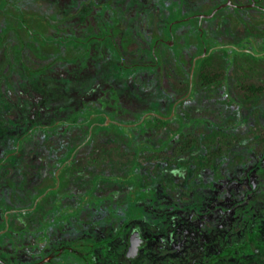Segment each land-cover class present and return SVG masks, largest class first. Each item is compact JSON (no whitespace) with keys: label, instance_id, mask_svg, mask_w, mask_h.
I'll return each mask as SVG.
<instances>
[{"label":"rangeland","instance_id":"obj_1","mask_svg":"<svg viewBox=\"0 0 264 264\" xmlns=\"http://www.w3.org/2000/svg\"><path fill=\"white\" fill-rule=\"evenodd\" d=\"M93 1L97 7L102 5L109 24H96L89 31L73 27L71 31L77 35L84 30L86 34L107 35L109 30L115 36L117 50L115 45L110 46L113 41H105L97 33L83 42L72 33L52 30L51 24H57L59 30L67 26L62 21L65 8L81 3L79 0H0V193L12 194L21 203L28 199L24 193L28 188L57 173L65 185L75 187L77 194L81 184L100 174L93 179V185L98 186L95 194L101 198L102 192L113 199L111 213L125 215L127 197L134 207L127 222L116 223L111 238L95 241L88 231L84 232L69 244L76 256L53 262L68 247L64 244L41 264H112L114 260L108 255L120 250L124 254L118 264H264V149H258L264 132V91L255 99H242L235 93L238 78L244 74L250 73L264 83V41L253 33L263 29L264 21L226 6L201 23L195 19L177 22L191 14H208L223 0ZM176 5L181 7L177 6L174 13ZM81 10L77 16L84 15ZM96 16L103 19L101 13ZM169 20L173 24L171 32L178 36L177 49L162 46L156 50L160 58L156 68H125L123 65L133 62H153L149 47L163 34L165 27L161 25L166 26ZM184 29L194 35L190 37L194 46L190 54L181 51L185 39L179 34ZM200 29L209 55L226 68L225 80L218 86L193 85L170 115L176 100L186 95L180 84L189 81L195 53L202 49L197 36ZM55 34L65 42H61L63 45H82L84 51L34 46L37 43L33 38L43 45ZM16 35L25 41L20 50ZM96 43L92 54L99 45L101 53L81 69L84 59L90 57V46ZM79 54L73 59L76 65L68 68L61 64ZM118 55L123 57V64ZM17 57L32 72L39 65L44 68L36 76L25 78ZM119 61L124 69L119 68ZM103 108L109 110L108 119L118 124L107 121L97 136L92 132L87 135L90 119L86 113ZM153 113L165 116L159 118L167 122L162 123ZM54 121V129L47 130ZM25 133L28 136L24 137ZM177 134H191L199 145L173 155ZM96 139L106 147L100 162L94 164L91 157ZM81 142L85 146L78 148L79 158L86 163H77L79 168L72 166L61 177L51 161L55 150L60 147L63 151L71 143ZM16 147L18 151L3 160ZM159 151L166 155L159 157ZM211 152L216 153L209 161ZM132 170L135 177L129 178ZM76 177L79 180L74 182ZM24 179L33 185L22 186ZM75 196L62 202L61 213L74 209L78 202ZM238 221L244 224L240 235L228 238L219 252H209L207 243L197 244V240L211 239L214 232L229 233L231 224ZM19 222L24 223L25 218L20 217ZM82 222L94 227L97 217L85 208L74 224ZM67 227L65 221L61 228L53 227L56 237L65 235ZM95 230L96 226L90 231ZM133 230L139 231L144 244L134 257H127ZM43 237L40 233L36 240L47 248L51 242H44ZM36 240L23 237L12 249L0 246V258L7 264H23L26 255L37 258Z\"/></svg>","mask_w":264,"mask_h":264},{"label":"trees","instance_id":"obj_2","mask_svg":"<svg viewBox=\"0 0 264 264\" xmlns=\"http://www.w3.org/2000/svg\"><path fill=\"white\" fill-rule=\"evenodd\" d=\"M253 32L257 35L264 37V29L254 30ZM152 46L153 44H151V46L149 47V52L151 57L153 58V55L151 53ZM162 46H165V44L159 43L157 45L156 50H158ZM170 49L174 50L176 49V47ZM201 53L202 49L198 51L196 55ZM17 61L19 64L22 63L19 57H17ZM119 68H122L120 61ZM148 68L153 69L152 67L138 66L133 67L131 71ZM226 73L227 72L225 66L208 54L205 57L197 60V64L194 71V86L197 85L199 87H208L210 85H221L225 80ZM36 75L37 73H33L28 69H26L23 73V77L25 78H31ZM172 80L176 81L175 79ZM180 86L183 93L186 94L189 88V81L181 83ZM263 91L264 83L258 80L250 73L239 76L238 82L235 86L236 95H238L242 99H255L260 96ZM107 113L109 114V111H106V114H101L99 116L94 117H92L94 112L88 111L86 113V118L90 119L86 127L87 135L92 132L94 136H97V134H99L98 130L104 129L103 124L107 122V116H109ZM170 113L171 111L169 112V114ZM156 117L162 123L167 122L165 120H161L158 116ZM123 128L128 129L125 127ZM88 141H90V139L87 140V142ZM259 142L260 143L258 144V149L260 152H262L264 149V132H262L261 139ZM195 144L199 145V141L193 135L188 134L187 136H184L183 134H179L176 137V142L173 147V155L184 154L192 145ZM77 145L78 144L76 143H71L65 150L63 149V151L60 147L55 150V156H53L51 161L57 169L61 168V177L63 173H65L67 170H70L72 166L75 167L77 163H79V166L84 165L86 163L84 162V159L79 158L80 153L78 150L75 149ZM93 146V151L95 152V154H93L91 158L93 160V163L97 164L98 162H100V155L105 151L104 149L106 146H104V144L100 142L99 139H96L94 141ZM214 153L216 152L210 153L208 157L209 161L212 159ZM133 154H135V152H133ZM158 155L159 157H163L166 155V153L164 151H159ZM98 175L100 174L93 175V178L89 180L90 182L86 183L85 185L81 184L83 186L79 188L80 193L78 192L77 194L75 191V187H73V185H65L64 180L62 178L61 182L58 184L56 174L50 176L49 179L46 178L44 180L45 183H40L35 188H28V190L24 192L28 196V199L22 201L21 203L19 202L20 200H17L14 195L7 193L6 196H3L1 194L3 192L1 191L0 194L2 196L0 195V246L5 247V250H7L9 247L10 249H12V247H15V243L17 241L22 240L23 237H26L27 240L30 241L36 240L38 234H44V237L42 238L43 241H49V243H51L49 244V247L45 248L42 244H40L39 239L36 240L37 242L35 246H37V251L40 253V255L34 259L29 255H26L23 260V264H32L34 261H39L40 259H42L43 256L50 254L52 251H56L60 246L64 244H72V238H74L75 236H79L80 234H83L87 231L90 233V235L95 241L99 240L100 238H111L114 235L115 230L117 229L114 228L116 226V223H125L128 221L129 218H131V199L130 197H127V209L125 215L121 216L111 213L110 205H113V199L110 197H106L104 194H102V192L100 193V195H102L101 198L97 197V195L95 194V188H97L98 186L93 185L95 184V180L93 179L95 176ZM113 175L114 177H117V174ZM128 176L129 178L135 177L133 170L129 173ZM76 180H79V177H76L75 181H72L77 182ZM61 191L64 193L63 196H61V194L59 193ZM41 195L43 196L40 197ZM73 196H75V198H77L78 200L77 204L73 207L74 209H72L70 213H61L59 209L64 207V204L62 202L66 198L71 199ZM88 196L90 198H84ZM38 198L39 200L35 205V202ZM82 202L83 206H80ZM84 202L86 204H84ZM85 208L92 211V215L94 217H97V222L95 225L96 230L94 232H91L90 230L95 228V226L88 227L84 225V222L80 224H74L77 221V218H79V216L81 215L82 211H85ZM7 211H9V214L6 220L5 217ZM20 217L25 218L24 223L19 222ZM155 219L156 217H154V221ZM64 221L67 222L68 225L66 233L65 235L62 234L61 237H56L57 232L55 229H53V227L55 228L60 226L61 228ZM240 228H244L243 222L238 221L237 224L232 223L229 233H227L225 230H222V232H220L219 234H216V232H214L212 234L211 239H209L208 241L197 240V244H200L202 246L204 245V243H207V248L210 249L209 252H219L221 246L226 242L228 238L235 239L240 235ZM187 232L189 234H192L191 229H187ZM216 235L217 237L214 239V236ZM33 249L34 248H29L30 251H33ZM123 254L124 250H120L116 255L109 254L108 256L109 259L114 260L112 264H118L122 260L121 258L123 257ZM74 256H76V254L70 252L69 250H65L63 255L54 259L53 262L62 263L63 259ZM53 262L45 264H52Z\"/></svg>","mask_w":264,"mask_h":264},{"label":"flooded vegetation","instance_id":"obj_3","mask_svg":"<svg viewBox=\"0 0 264 264\" xmlns=\"http://www.w3.org/2000/svg\"><path fill=\"white\" fill-rule=\"evenodd\" d=\"M79 1H81V3H76V4H73V5H76V6H73V5H68V7H66L65 8V13L63 14V19H62V21H64V22H67V26L65 27V28H63L62 30H59L58 29V25L57 24H51V27H53V29L52 30H54L55 31V33L58 31V32H60V31H63L64 33H72L73 35H74V37L76 38V39H81L80 41H83V42H86V40L88 39V38H90L91 37V35L93 34V33H97V32H93V33H88V34H86L87 33V31L86 30H84V31H82L84 34H82V35H77L75 32H72L71 31V28H73V27H75V28H81V27H83V28H87V30L89 31V30H91L96 24H99L100 25V23L101 24H105V25H108L109 24V21H110V18H109V16H107L106 15V13L104 12L105 10L103 9V7H102V5H101V7H97V5L94 3V1L93 0H79ZM227 0H223V1H221L222 3L223 2H226ZM221 2H220V4H221ZM231 2L232 3H234V4H238V5H246L244 8H236V7H234V8H236V9H241V10H243V11H245V12H250V14L251 15H253V16H255L256 17V19H258V21H264V0H231ZM217 5H219V4H217ZM217 5H215V6H213L212 8H211V11H212V9L213 8H215ZM70 6V7H69ZM177 6H180L181 7V5H176V7L174 8V13H175V9L177 8ZM73 7V8H72ZM232 7V6H231ZM80 9H82L81 10V13L82 14H84V15H80V16H77V14H79V12H77V11H79ZM165 9H166V7H165ZM181 9V8H180ZM167 10V9H166ZM69 11V12H68ZM168 11H171V9H169ZM218 12V11H217ZM216 12V13H217ZM99 13H101L102 14V16H103V19H100L98 16H96L97 14H99ZM216 13H215V15H216ZM192 15V14H191ZM214 15V16H215ZM213 16V17H214ZM82 18H83V20H82ZM112 19V18H111ZM194 19H196V21H198V19L197 18H194ZM204 19H206V18H204ZM209 19H211V18H209ZM19 21L20 22H22V23H24L23 22V20L22 19H20L19 18ZM202 21H203V19H202ZM201 21V22H202ZM199 22V21H198ZM262 23H264V22H262ZM117 25H119V23H117ZM161 27H165V29L164 28H162V30H164L163 31V34H161V35H159V36H157V37H155L154 39H153V45H154V43H155V41L156 40H159V42H158V44L159 43H163V44H165V47H169V48H174V47H176V49H177V46H178V42H177V39H176V37H178V36H176V34H173L172 32H171V29H172V27H173V25H172V27L170 28V20H169V22L166 24V26L165 25H161ZM68 28V29H67ZM263 29H264V26L262 27ZM18 29V28H17ZM74 29V28H73ZM263 29H257V30H263ZM105 30H108V29H105ZM203 30V29H202ZM204 32V31H203ZM108 33H110V34H107V35H105V33L103 32V35H101V34H98V35H101L102 37H104V40L105 41H107L108 39H109V41L110 42H112L113 41V43H111L112 45H110L111 47H114V45H115V49L117 50V47H116V44H115V36L114 35H112L113 34V32H109V30H108ZM199 33H200V31L197 33V36H198V42H200L201 43V45H202V52H203V48H204V46H205V43L203 44V41H204V39L202 40L201 39V37H200V35H199ZM254 33V32H253ZM88 35V36H87ZM179 36H181V37H183L185 40L183 41L184 42V45H182V49H181V51L182 52H184V53H191L192 51H193V43L190 41L191 40V38L194 36L192 33H190V31L189 30H187V29H184L180 34H179ZM257 36H259V37H262V38H260L262 41H264V37L263 36H260V35H257ZM30 37V36H29ZM191 37V38H190ZM7 38V37H6ZM6 38H4V39H6ZM16 38H18L19 39V43H20V46H19V50H20V48H22L23 47V45H24V40H21V37L19 36V35H16ZM48 38V40H47V43H44L43 45H41V44H39V41L36 39V38H33L34 40H33V42H35V43H37V44H34V46L36 47V48H42V50L45 48H49L48 46H50V48H52L54 45H57L58 47H60V48H63V49H65V50H68V51H77V50H79V49H82L81 51L83 52L84 50H83V46L82 45H77V46H69V45H63L61 42H63V41H60V40H58L59 38H58V36H56V34H55V36H53V35H50V36H48L47 37ZM202 38H203V35H202ZM4 39H3V41H4ZM102 39V38H101ZM107 39V40H106ZM2 41V42H3ZM97 41H102V40H97ZM190 41V42H189ZM173 42V43H172ZM63 43H65V42H63ZM170 43H172V44H170ZM157 44V45H158ZM96 45H98V43H96L95 45H93V46H90V49H89V54H90V57H86L85 59H84V64H82V65H80V68L82 69H84V68H86V66H85V64L87 63V61L89 60V61H92V60H95L96 58H97V56H99V54L101 53V51H102V47H101V45H99V50L98 51H96V53H94V54H96V55H94V54H92V50L94 51V48H97V46ZM206 47V46H205ZM30 48H32V46L30 47ZM233 48H236V47H233ZM156 49H157V46H156ZM156 49H155V53H156V55H157V59H158V61H157V63L155 64V65H149V64H154L155 63V57H154V55H153V62L152 63H139V64H147V65H137V66H135V67H138V66H143V67H152V68H156L157 66H158V64L160 63V58H159V55L157 54V52H156ZM176 49H174V50H176ZM190 49V50H189ZM241 50H243V49H241ZM207 51H208V49H207ZM82 52H80V54L82 53ZM118 52V51H117ZM178 52H180V51H178ZM198 52V51H197ZM211 52V51H210ZM209 52V53H210ZM151 53H152V49H151ZM208 53V54H209ZM80 54L79 55H77L76 57H73V58H71V59H69V60H65V62H62L61 61V64L63 65H66L68 68H70L71 66H73V65H76V63H74V60L73 59H76L77 57H79L80 56ZM118 54H119V52H118ZM196 54V53H195ZM207 54V55H208ZM188 55V54H187ZM197 55H200V54H197ZM197 55H195V56H197ZM119 57H120V61H121V58H123L122 56H120V55H118ZM194 56V57H195ZM20 58V60H21V62L22 63H18L19 64V66L21 67V70L22 71H25L26 69H28L29 71H31L30 69H29V67L27 66V64L22 60V58L21 57H19ZM64 59V58H63ZM124 60V59H123ZM69 62L70 63H73V64H69ZM49 64H50V62H48ZM123 63H124V61H123ZM135 63H137V62H133V63H131L130 65H132V64H135ZM78 66V65H77ZM124 66V65H123ZM125 67V66H124ZM196 67V66H195ZM44 68V66H42V65H39V67L37 68V69H35V71L36 72H33V73H40V71L42 70ZM47 68H49V66H48V64H47ZM125 68H128V67H125ZM129 68H133V67H129ZM47 71V70H46ZM195 71V70H194ZM32 72V71H31ZM46 73V72H45ZM193 76H194V73H193ZM193 85H194V78H193ZM189 89V88H188ZM75 101V100H74ZM103 110V111H102ZM106 111H109V110H107V109H105V108H103V109H101V111H99V112H94V116H99V115H101V114H106ZM173 111V110H172ZM172 111H171V113H172ZM170 113V115H172ZM108 114V113H107ZM157 116V115H156ZM159 117V116H158ZM164 119H166V118H164ZM63 120V122L65 121V119H62ZM61 120V121H62ZM57 123V121H54L52 124H51V126L48 128V127H46L47 128V130L48 129H50V131H52L53 129H54V125ZM32 130V128L31 129H29L28 130V132H30ZM28 132H27V134H28ZM25 136H28V135H26V133L24 134V137ZM23 136H21V138H22ZM23 137V138H24ZM22 138V139H23ZM21 139V140H22ZM84 142H81L80 144H78L77 145V147L75 148L76 150H78V148H81L83 145H85V144H83ZM18 147H16L13 151H11V152H8L6 155H5V157L3 158V160H8V158H9V155L10 154H13V153H16L17 151H18V149H17ZM4 164V163H3ZM61 170V168H58L57 169V171H60ZM56 175H57V181H58V184L61 182V180L62 179H60V177L58 176V174L56 173ZM23 176H25V175H23ZM46 178H50V175H47L46 176ZM46 178H42V181H41V183H45V179ZM9 183V182H8ZM10 184V183H9ZM32 184V182H28V180L27 179H24V181L22 182V186H29V185H31ZM40 184V183H39ZM39 184H35L36 186H38ZM33 185V184H32ZM35 186V187H36ZM39 200V199H38ZM38 202V201H37ZM37 202H35V205H36V203ZM132 202V201H131ZM133 209H134V207H132V214H133ZM8 214H9V211H7L6 212V220H7V218H8ZM131 217H132V215H131ZM130 219V218H129ZM143 244H144V241H143V243H142V245H141V247L143 246ZM129 245V244H128ZM68 246H70V245H68ZM63 247V245L62 246H60L59 248H62ZM140 247V248H141ZM58 248V249H59ZM65 250H69V249H65ZM64 250V251H65ZM64 251H63V253H64ZM70 252H73L74 254H75V252L74 251H71V250H69ZM59 257H61V256H59ZM58 258V257H57ZM1 259V258H0ZM56 259V258H55ZM3 260V259H2ZM41 260V259H40Z\"/></svg>","mask_w":264,"mask_h":264},{"label":"water","instance_id":"obj_4","mask_svg":"<svg viewBox=\"0 0 264 264\" xmlns=\"http://www.w3.org/2000/svg\"><path fill=\"white\" fill-rule=\"evenodd\" d=\"M226 6H232V7H236V8H244L246 5L234 4V3L231 2V0H227L226 2H223V3L219 4V5H217L208 14H193V15H190V16H188L186 18L181 19V20H177V22L184 21V20L186 21V20L197 18L199 23H201L202 19H204V18H206V19L212 18L217 11H219L221 8L226 7ZM172 25L173 24H170V28L172 27ZM202 35H203V30L200 29V37L203 40ZM158 42H159V40H156L154 45L152 46V54L155 57V63L154 64H149V65H155L157 63V61H158L157 55L155 53V49H156V46H157ZM172 43H170V44H172ZM203 44H204V41H203ZM208 53L209 52L207 51V48H205V46H204L203 52L200 55H197V56H195L193 58L191 69H190V74H189V89H188V92L186 93L185 96H183L182 98H179V99L176 100V102L174 103L173 111H172L171 114L174 113V109H175L176 105L179 102H181L185 97H187L189 95L191 89H192V86H193V73H194V70H195V66L197 64V60L205 57ZM123 61H124L123 58H121V63L122 64H123ZM137 65H147V64L135 63V64H132V65H124V66L129 68V67H135ZM153 114L157 115L156 113H153ZM157 116H159L161 118H166L165 116H162V115H157ZM107 121L114 122V123L118 124L117 122H115V121H113L111 119H107ZM43 195H41L40 197H42ZM38 199L36 200V202L38 201ZM143 241H144V239L140 236L139 231L138 230H133L131 232L130 236H129V245H128V248H127V251H126L127 257H134L139 252V249H140ZM66 248L71 250L69 248V246L66 247ZM51 257L52 256L50 254H48L45 258L39 260V262L35 263V264H41V263H43L45 261H48V260H50ZM0 264H7V263L4 260L0 259Z\"/></svg>","mask_w":264,"mask_h":264}]
</instances>
